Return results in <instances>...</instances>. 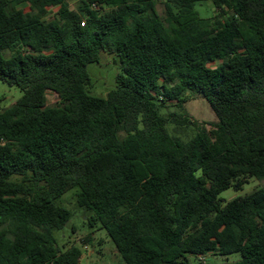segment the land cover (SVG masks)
I'll use <instances>...</instances> for the list:
<instances>
[{
    "label": "trees",
    "instance_id": "trees-1",
    "mask_svg": "<svg viewBox=\"0 0 264 264\" xmlns=\"http://www.w3.org/2000/svg\"><path fill=\"white\" fill-rule=\"evenodd\" d=\"M71 1L0 0V80L23 92L0 98V264H81L57 237L74 189L126 264H264V188L221 197L264 181V0ZM103 52L123 70L108 98L90 94ZM197 94L218 122L193 120Z\"/></svg>",
    "mask_w": 264,
    "mask_h": 264
},
{
    "label": "rangeland",
    "instance_id": "rangeland-1",
    "mask_svg": "<svg viewBox=\"0 0 264 264\" xmlns=\"http://www.w3.org/2000/svg\"><path fill=\"white\" fill-rule=\"evenodd\" d=\"M82 0H72L71 7L77 10ZM198 11L202 17L209 18L214 15L216 7L212 2L199 4ZM29 7L27 11H29ZM158 10L161 15H166V6L164 0L158 1ZM58 9L55 10V13ZM12 54L8 53L7 57ZM92 86L90 94L94 97L108 98L111 92L118 87V77L122 74V65L120 59L109 52H103L99 63H93L88 67ZM23 96L22 90L18 86H10L5 81L0 80V98L3 99V107L8 108L16 104ZM192 98L186 104V110L193 120L202 123H216L219 121L217 114L211 107L207 99L202 95H190ZM49 106L53 107L59 102V97L55 93H50ZM176 110V108H173ZM171 130L173 127H170ZM193 129L186 130L185 137L190 138L194 135ZM264 188V181L256 178H250L249 184L241 191L231 188L225 191L221 197L229 202L238 197H243L254 192L257 189ZM79 190L70 191L63 199V205L73 213V218L67 228L57 233L59 245L65 249L67 245H76L83 250L84 256L81 264H126L122 256L108 235L106 230L91 228L86 219L85 210L77 205L76 194ZM89 238V242H85ZM193 263H198V259L191 256ZM243 259L241 253H235L230 256H221L209 254L205 257L207 264H236Z\"/></svg>",
    "mask_w": 264,
    "mask_h": 264
},
{
    "label": "built area",
    "instance_id": "built-area-1",
    "mask_svg": "<svg viewBox=\"0 0 264 264\" xmlns=\"http://www.w3.org/2000/svg\"><path fill=\"white\" fill-rule=\"evenodd\" d=\"M83 26H85V23H83Z\"/></svg>",
    "mask_w": 264,
    "mask_h": 264
}]
</instances>
